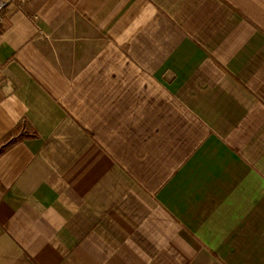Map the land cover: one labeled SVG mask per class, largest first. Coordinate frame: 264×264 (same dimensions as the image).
I'll use <instances>...</instances> for the list:
<instances>
[{
  "label": "crops",
  "instance_id": "0c3cea01",
  "mask_svg": "<svg viewBox=\"0 0 264 264\" xmlns=\"http://www.w3.org/2000/svg\"><path fill=\"white\" fill-rule=\"evenodd\" d=\"M0 264H264V0H30L0 28Z\"/></svg>",
  "mask_w": 264,
  "mask_h": 264
},
{
  "label": "trees",
  "instance_id": "16d2710c",
  "mask_svg": "<svg viewBox=\"0 0 264 264\" xmlns=\"http://www.w3.org/2000/svg\"><path fill=\"white\" fill-rule=\"evenodd\" d=\"M27 126V122H20L0 140V154L26 136L23 131Z\"/></svg>",
  "mask_w": 264,
  "mask_h": 264
},
{
  "label": "built area",
  "instance_id": "2783aa9c",
  "mask_svg": "<svg viewBox=\"0 0 264 264\" xmlns=\"http://www.w3.org/2000/svg\"><path fill=\"white\" fill-rule=\"evenodd\" d=\"M30 0H0V28L4 21L6 9L13 3L26 4Z\"/></svg>",
  "mask_w": 264,
  "mask_h": 264
}]
</instances>
